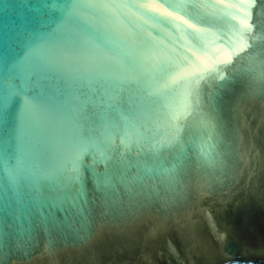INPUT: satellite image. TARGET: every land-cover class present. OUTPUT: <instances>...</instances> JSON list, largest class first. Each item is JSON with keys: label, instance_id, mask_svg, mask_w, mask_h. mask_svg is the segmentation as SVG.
I'll list each match as a JSON object with an SVG mask.
<instances>
[{"label": "water", "instance_id": "1", "mask_svg": "<svg viewBox=\"0 0 264 264\" xmlns=\"http://www.w3.org/2000/svg\"><path fill=\"white\" fill-rule=\"evenodd\" d=\"M0 264H264V0H0Z\"/></svg>", "mask_w": 264, "mask_h": 264}, {"label": "snow or ice", "instance_id": "2", "mask_svg": "<svg viewBox=\"0 0 264 264\" xmlns=\"http://www.w3.org/2000/svg\"><path fill=\"white\" fill-rule=\"evenodd\" d=\"M79 91L82 96L88 95V91L84 87H81ZM28 111L39 112L47 116L49 120L54 121L61 112V105L52 97L50 102L37 104L35 106L29 105L26 108V112ZM94 130L95 122H92L90 131ZM32 149L38 161L36 173L33 174L30 170L28 183L24 191L22 193H14L17 202H26L28 204L47 200V194L51 193L53 189L63 191L67 187L64 182L63 170L57 167L54 162V146L49 138L45 135H39L32 144Z\"/></svg>", "mask_w": 264, "mask_h": 264}]
</instances>
